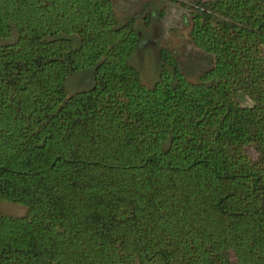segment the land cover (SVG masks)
I'll return each instance as SVG.
<instances>
[{
	"label": "trees",
	"instance_id": "1",
	"mask_svg": "<svg viewBox=\"0 0 264 264\" xmlns=\"http://www.w3.org/2000/svg\"><path fill=\"white\" fill-rule=\"evenodd\" d=\"M182 5L213 63L147 85L115 0H0V264H264V0Z\"/></svg>",
	"mask_w": 264,
	"mask_h": 264
},
{
	"label": "rangeland",
	"instance_id": "2",
	"mask_svg": "<svg viewBox=\"0 0 264 264\" xmlns=\"http://www.w3.org/2000/svg\"><path fill=\"white\" fill-rule=\"evenodd\" d=\"M186 1L115 0L119 22L135 19V28L141 42L133 50L129 62L138 69L142 81L147 85L153 84L158 78L161 47L167 48L175 56L190 81L195 80L200 71L209 68L213 63L210 54L187 44L189 12L182 5ZM145 19L149 20V24H145ZM93 83L94 69L86 68L67 77L65 91L71 95L89 88ZM241 102L245 105L251 104L246 97H242ZM247 152L251 158H256L257 154L252 147ZM0 211L19 216L25 214L26 209L16 203L0 202Z\"/></svg>",
	"mask_w": 264,
	"mask_h": 264
}]
</instances>
